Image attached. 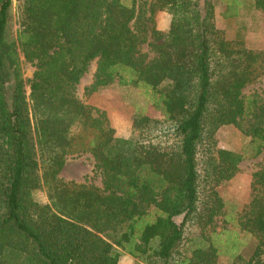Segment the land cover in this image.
<instances>
[{"label":"trees","instance_id":"16d2710c","mask_svg":"<svg viewBox=\"0 0 264 264\" xmlns=\"http://www.w3.org/2000/svg\"><path fill=\"white\" fill-rule=\"evenodd\" d=\"M20 1L13 38V0H0V264H118L122 253L134 264H216L217 187L242 156L212 137L233 124L254 155L264 150V90L242 91L264 75V50L226 38L210 0ZM222 1L232 17L249 0ZM250 1L264 12V0ZM160 10L171 15L167 30L154 25ZM20 53L34 66L30 109ZM93 59L89 90L117 79L143 90L163 117L140 114L134 135L115 136L104 113L74 93ZM74 147L92 155L102 189L60 180ZM41 185L46 203L33 196ZM238 221L256 242L232 264H264V166L252 173Z\"/></svg>","mask_w":264,"mask_h":264},{"label":"rangeland","instance_id":"374dc122","mask_svg":"<svg viewBox=\"0 0 264 264\" xmlns=\"http://www.w3.org/2000/svg\"><path fill=\"white\" fill-rule=\"evenodd\" d=\"M149 1V0H148ZM213 5V17L217 28L224 32L228 39L243 40L245 46L255 50H264V12L252 5L251 1H244L235 16L224 17L225 4L222 0H210ZM143 0H138L142 4ZM20 0H13L12 19L10 22V36L16 38L20 21ZM205 0H200L203 6ZM171 15L165 11H157L154 15V25L161 30H167ZM150 36L148 37V41ZM16 46L18 44L16 42ZM19 48V47H18ZM139 50L150 59L154 56L148 43L143 42ZM22 76L24 79V93L30 109L28 80L32 77L34 66L20 53ZM98 61L93 59L85 73L74 88L77 98L85 105L92 108L94 115L104 113L109 125L114 128L115 136L128 138L136 132L132 128V121L140 114H148L154 118H162L161 113L147 101L144 91L131 85H120L117 79L101 86L96 90H89L95 79ZM264 90V75L258 76L253 82L243 88V93L248 95ZM36 121L30 110V130L35 144ZM216 147L225 148L241 154L238 172L228 181L217 187L223 200V209L215 219L213 241L219 255L216 264H232L236 253L245 258L252 253L255 245L253 235L242 231L239 227V216L251 198L252 173L264 166V150L253 154L250 137L242 133L233 124L221 125L215 131L212 140ZM36 150V148H35ZM41 174V171L38 172ZM60 180L65 184L86 185L102 189V174L95 166L92 155L84 149L76 147L65 155V165L60 172ZM33 196L41 203L48 202L44 186L33 192ZM180 220L179 217L176 218ZM199 233L198 228L193 229V234ZM236 249H232V248ZM137 259L127 253L119 256L118 264H134Z\"/></svg>","mask_w":264,"mask_h":264}]
</instances>
